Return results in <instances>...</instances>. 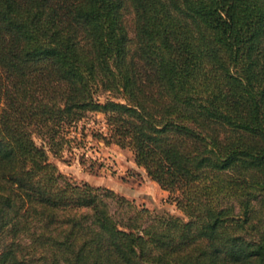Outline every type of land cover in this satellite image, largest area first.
Segmentation results:
<instances>
[{
    "label": "trees",
    "instance_id": "obj_1",
    "mask_svg": "<svg viewBox=\"0 0 264 264\" xmlns=\"http://www.w3.org/2000/svg\"><path fill=\"white\" fill-rule=\"evenodd\" d=\"M91 113L185 219L50 161ZM0 264H264V0H0Z\"/></svg>",
    "mask_w": 264,
    "mask_h": 264
},
{
    "label": "rangeland",
    "instance_id": "obj_2",
    "mask_svg": "<svg viewBox=\"0 0 264 264\" xmlns=\"http://www.w3.org/2000/svg\"><path fill=\"white\" fill-rule=\"evenodd\" d=\"M132 16L126 15L128 24ZM99 101L121 98L109 93L99 92ZM76 127V128H75ZM69 137V142L59 155L50 154L60 172L77 182H87L92 186L111 189L117 195L124 197L132 207H119L110 201V212L118 221L133 216L135 209L147 210L142 217L147 223L150 217L174 215L185 219L183 213L172 201V195L150 180L143 168L134 163L133 155L128 149H121L115 144L106 145L100 138L106 134L104 116L102 114H88L80 121ZM73 137V138H72ZM38 144L41 139L35 137Z\"/></svg>",
    "mask_w": 264,
    "mask_h": 264
}]
</instances>
